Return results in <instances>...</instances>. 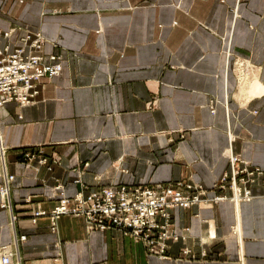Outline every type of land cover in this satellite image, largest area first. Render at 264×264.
<instances>
[{"label": "crops", "instance_id": "crops-1", "mask_svg": "<svg viewBox=\"0 0 264 264\" xmlns=\"http://www.w3.org/2000/svg\"><path fill=\"white\" fill-rule=\"evenodd\" d=\"M11 28L2 46L41 32L43 54L64 69L40 81L34 104L1 110L17 220L0 205V247L26 236L22 264H264V92L250 97L240 83L248 73L264 88V0H0V35ZM229 151L262 172L237 205L229 187L215 188ZM177 181L227 198L173 211L180 238L168 259L82 218L32 222L56 206L59 185L73 197Z\"/></svg>", "mask_w": 264, "mask_h": 264}, {"label": "built area", "instance_id": "built-area-1", "mask_svg": "<svg viewBox=\"0 0 264 264\" xmlns=\"http://www.w3.org/2000/svg\"><path fill=\"white\" fill-rule=\"evenodd\" d=\"M17 28H11L0 35V39L11 41ZM21 45L11 48L0 43V117L3 107L10 102H17L22 107L35 103L40 93L38 84L44 79H53L63 72L61 56L43 54L46 43L41 32L27 31L20 38ZM238 61V60H237ZM236 61V62H237ZM235 63V62H234ZM244 67V66H241ZM246 73L245 75H247ZM8 148L3 143L0 132V205L12 214V222L17 220L13 213L11 201V186L15 176L7 169ZM230 174L222 177L215 188L225 191L229 187L233 192V199L252 197V191L246 187L250 177L255 173L247 167L239 168L241 159L230 155ZM35 158L29 153L24 156L27 164ZM39 162L47 165V158L41 157ZM51 169V168H50ZM246 177H241L242 175ZM80 183V181H77ZM58 203L52 211L39 210L33 215V223L37 218L50 217L52 223L62 216L82 218L90 231H107L117 229L136 243H142L150 255L161 259H168L169 242L178 241L180 235L174 231L175 209H190L195 206L219 203L226 200V195L208 199L207 189L194 187L184 181L158 183L155 185H120L106 186L91 191L88 194L77 193L68 197L62 186ZM27 240L26 236L15 237L13 244L0 247V264H22L19 252L20 243ZM185 254H190L185 251Z\"/></svg>", "mask_w": 264, "mask_h": 264}, {"label": "rangeland", "instance_id": "rangeland-1", "mask_svg": "<svg viewBox=\"0 0 264 264\" xmlns=\"http://www.w3.org/2000/svg\"><path fill=\"white\" fill-rule=\"evenodd\" d=\"M235 12H236V10H234ZM228 54H227V57L230 59V51L229 52H227ZM235 60L237 61H235V63H234V65L236 64V65H238V64H242L243 66H246V65H250L251 63L250 62H244V61H242V59L240 58V57H236L235 58ZM239 67V66H238ZM253 75V74H252ZM248 78H250V77H248ZM251 79H252V77H251ZM257 79V78H256ZM255 79L253 78L251 81H253V82H244V81H241L240 80V83L241 84H243V87H244V84H246V83H248V84H250V87H248V88H250L249 89V94H250V97L251 96H254V95H257L259 92H264V88L262 87L263 85L260 83V82H258V79H257V82H255L254 81ZM229 153L231 154V155H234V153L232 152V151H229ZM1 183V182H0ZM238 196H239V194H238ZM237 198V199H236ZM236 198H232V199H230V201H233L236 205H237V203H239V202H246V201H248L247 199H241V198H239V197H236ZM236 199V200H235Z\"/></svg>", "mask_w": 264, "mask_h": 264}, {"label": "bare ground", "instance_id": "bare-ground-1", "mask_svg": "<svg viewBox=\"0 0 264 264\" xmlns=\"http://www.w3.org/2000/svg\"><path fill=\"white\" fill-rule=\"evenodd\" d=\"M238 66L241 67V66H243V65H242V64H238ZM247 66H249V65H247ZM58 76H59V75H58ZM244 76H246V75L244 74ZM244 76H241V77H240V80H241V81L249 82V83H250V82H253V81H251V80H252L251 77L248 78V77H244ZM254 81H256V79H255ZM230 155H231V154H230ZM237 197H239V196L237 195ZM235 198H236V197H235ZM236 199H237V198H236ZM236 199H235V200H236ZM248 199L251 200L252 197H251V198H248ZM248 199H247V200H248ZM249 200H248V201H249Z\"/></svg>", "mask_w": 264, "mask_h": 264}]
</instances>
